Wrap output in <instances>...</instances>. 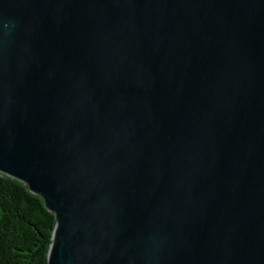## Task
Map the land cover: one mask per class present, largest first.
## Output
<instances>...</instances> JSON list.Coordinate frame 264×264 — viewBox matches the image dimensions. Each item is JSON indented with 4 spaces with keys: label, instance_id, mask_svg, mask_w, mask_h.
<instances>
[{
    "label": "water",
    "instance_id": "water-1",
    "mask_svg": "<svg viewBox=\"0 0 264 264\" xmlns=\"http://www.w3.org/2000/svg\"><path fill=\"white\" fill-rule=\"evenodd\" d=\"M0 173L47 264H264V0H0Z\"/></svg>",
    "mask_w": 264,
    "mask_h": 264
},
{
    "label": "trees",
    "instance_id": "trees-1",
    "mask_svg": "<svg viewBox=\"0 0 264 264\" xmlns=\"http://www.w3.org/2000/svg\"><path fill=\"white\" fill-rule=\"evenodd\" d=\"M55 222L39 196L0 173V264H47Z\"/></svg>",
    "mask_w": 264,
    "mask_h": 264
}]
</instances>
